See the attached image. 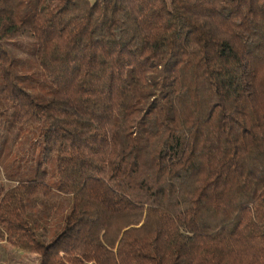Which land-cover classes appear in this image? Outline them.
<instances>
[{"label":"trees","instance_id":"1","mask_svg":"<svg viewBox=\"0 0 264 264\" xmlns=\"http://www.w3.org/2000/svg\"><path fill=\"white\" fill-rule=\"evenodd\" d=\"M0 174L38 264H264V0H0Z\"/></svg>","mask_w":264,"mask_h":264},{"label":"rangeland","instance_id":"2","mask_svg":"<svg viewBox=\"0 0 264 264\" xmlns=\"http://www.w3.org/2000/svg\"><path fill=\"white\" fill-rule=\"evenodd\" d=\"M30 130L34 133L31 136L29 133L26 134L28 143H32L36 149H40V136L36 135L38 128L32 127ZM47 169L49 171L47 181L55 180L57 175L53 171L56 169L54 161H51L47 165ZM4 184L0 174V185ZM27 205L28 208L32 207L34 212L32 217L35 220L28 215L38 238L44 241H50L63 228L65 218L73 205V196L56 191L49 196L39 194L29 198ZM48 216H50V227L46 225ZM3 242L0 241V264H38L40 258L37 253L24 251Z\"/></svg>","mask_w":264,"mask_h":264}]
</instances>
